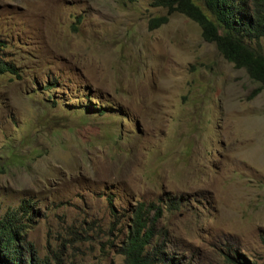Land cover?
I'll list each match as a JSON object with an SVG mask.
<instances>
[{
    "label": "rangeland",
    "instance_id": "374dc122",
    "mask_svg": "<svg viewBox=\"0 0 264 264\" xmlns=\"http://www.w3.org/2000/svg\"><path fill=\"white\" fill-rule=\"evenodd\" d=\"M166 14L0 0V219L30 205L50 264H127L140 204L155 264H264V90Z\"/></svg>",
    "mask_w": 264,
    "mask_h": 264
},
{
    "label": "trees",
    "instance_id": "16d2710c",
    "mask_svg": "<svg viewBox=\"0 0 264 264\" xmlns=\"http://www.w3.org/2000/svg\"><path fill=\"white\" fill-rule=\"evenodd\" d=\"M203 4L204 9L196 0H153V6L165 9L167 14L152 19L150 29L169 23L174 14L197 23L207 43L215 44L225 60L246 70L250 79L260 85L255 91L258 94L264 90V54L260 44L264 39V0H204ZM6 73L19 76L15 66L0 60V74ZM31 209L26 203L0 219V264H50L38 257L27 242L29 222L35 215ZM146 213L140 204L135 212L133 235L124 250L127 264H155L156 254L145 252L153 236ZM232 259L234 264H258L240 255ZM160 263L163 264L162 259Z\"/></svg>",
    "mask_w": 264,
    "mask_h": 264
}]
</instances>
